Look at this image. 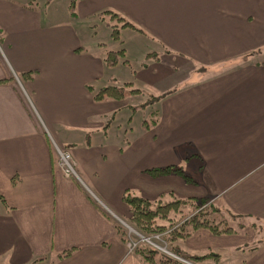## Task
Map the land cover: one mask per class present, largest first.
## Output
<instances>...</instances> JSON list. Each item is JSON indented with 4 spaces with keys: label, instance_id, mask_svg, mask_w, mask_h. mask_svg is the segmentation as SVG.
<instances>
[{
    "label": "crops",
    "instance_id": "obj_1",
    "mask_svg": "<svg viewBox=\"0 0 264 264\" xmlns=\"http://www.w3.org/2000/svg\"><path fill=\"white\" fill-rule=\"evenodd\" d=\"M79 1L81 17L115 12L159 50L106 65L117 49L88 51L72 28L55 35L28 4L0 0V264H141L117 227L126 193L204 197L264 226V0ZM108 85L128 92L96 97ZM124 108L155 121L134 127ZM168 165L190 166L191 181L152 175ZM254 237L198 229L175 246L264 264Z\"/></svg>",
    "mask_w": 264,
    "mask_h": 264
},
{
    "label": "trees",
    "instance_id": "obj_2",
    "mask_svg": "<svg viewBox=\"0 0 264 264\" xmlns=\"http://www.w3.org/2000/svg\"><path fill=\"white\" fill-rule=\"evenodd\" d=\"M104 13L107 14L110 20L117 21L120 28L130 27L138 30L117 13L108 10ZM99 17H102V13L99 14ZM116 26H112L113 32L118 31V27L116 28ZM123 56V49L107 51L105 53L104 63L106 65L115 64L118 57ZM103 95L114 99H121L124 96V91L119 87L108 85L102 88L96 97H102ZM151 173L152 175L177 174L186 182L191 181L189 176H186L179 166L168 165L162 168H155L151 170ZM122 199L128 207V217L126 220L136 230L144 234L166 232L165 239L170 242L184 240L198 229H206L213 235H235L242 232L246 227L251 228L254 234L258 233L259 228H261L260 224H255L252 221L249 222L246 217L234 214L228 209H225L220 203L210 201L204 197H171L170 199L160 197L156 200H147L126 193ZM0 201H3L1 195ZM117 227L122 229V225H117ZM263 238V234L255 237L253 244L261 242ZM171 248L173 250L177 249L176 253L178 252L179 255L184 253L176 246H171ZM66 254L67 252H64L62 255ZM134 254L139 258L141 264H183L144 244L138 245L135 248ZM184 254L182 256L185 259L194 262L208 256H214L213 252H207L202 256Z\"/></svg>",
    "mask_w": 264,
    "mask_h": 264
},
{
    "label": "rangeland",
    "instance_id": "obj_3",
    "mask_svg": "<svg viewBox=\"0 0 264 264\" xmlns=\"http://www.w3.org/2000/svg\"><path fill=\"white\" fill-rule=\"evenodd\" d=\"M19 2L23 3L24 5H29L31 9H33L37 14H39V22L41 29H46L49 26H54V33L55 35L57 33H60L63 31V26H67L68 29L72 28V31L74 33H77L79 36V40L82 43L83 46L88 49V51L95 52L101 51L107 49H123L124 50V58L126 60H130L133 63H137V61L141 60L148 51L151 49L159 50V42L150 38L141 37L139 34H137L136 30L130 27L120 28L119 23L114 20H110L106 13H104L106 10H98L94 14H90L88 16L81 17L79 15V8L78 4L80 3L79 0H18ZM102 13V17H99V14ZM117 25L118 31L113 32L112 26ZM33 38V36H31ZM42 41V39H39ZM1 42V40H0ZM42 44V43H40ZM158 45V46H157ZM41 48V47H40ZM95 49V51H93ZM41 61V60H40ZM120 68V67H117ZM113 75L112 81L116 82L120 80V73L121 71H107ZM158 71H154L152 74H156ZM122 89V88H121ZM153 91V90H152ZM128 92V90H124V93ZM133 100H136L137 98L132 97ZM128 99V98H127ZM131 99V98H130ZM132 102L129 101V104ZM153 108V107H152ZM149 108L143 112V109L136 108L135 110H131L129 108L123 109L122 113H125L129 117H132L131 125L134 127H138L140 125L142 119L146 122H154V117L148 118L147 113L149 112ZM116 124V120L112 123ZM111 124V125H112ZM50 141V139H49ZM65 149V148H64ZM67 150V149H66ZM69 151V150H68ZM70 152V151H69ZM71 154V152H70ZM71 157L73 161L75 162L72 154ZM76 171V162L75 167ZM189 170H192L191 174H186V176H191L192 173H194L193 169L188 167ZM193 176V175H192ZM165 198H169V196H166ZM210 200V199H209ZM213 201V200H210ZM203 207V206H202ZM125 225L128 227L134 229L137 233L144 237H150L154 234H144L136 230L127 220L122 221ZM121 229V228H120ZM122 239L124 241V245L128 239L127 237V229L125 226H122ZM245 231L248 235L251 233L253 234V230L251 228H245ZM163 233V232H160ZM255 237H259L262 234L264 235V226L261 225V228H259V232L255 233ZM254 237V239H255ZM164 243L163 246L167 248L171 253L175 254L176 256L182 258L183 260L190 262L191 264H226L224 262V259L221 255L218 253L213 252L214 256H208L203 258L202 260L197 261H191L184 258V253H181L182 255H179L178 252L176 253V250H173L171 246H175V242H170L165 239V234L163 236ZM147 245L146 243L140 242L139 245ZM161 245V244H158ZM249 245H253V242H251ZM160 246V247H163ZM150 247V246H149ZM177 247V246H176ZM152 249H155L153 247H150ZM157 250V249H155ZM135 249H133L131 252H126L128 254H134ZM159 251V250H157ZM160 252V251H159ZM163 254V252H160ZM165 254V253H164ZM168 256V255H167ZM183 264H187L182 262Z\"/></svg>",
    "mask_w": 264,
    "mask_h": 264
},
{
    "label": "built area",
    "instance_id": "obj_4",
    "mask_svg": "<svg viewBox=\"0 0 264 264\" xmlns=\"http://www.w3.org/2000/svg\"><path fill=\"white\" fill-rule=\"evenodd\" d=\"M51 143H52L55 155H56L57 168L60 170L62 175L65 178H73L75 180H79V177L74 169L75 162L73 161L70 152L64 148L57 146L52 140H51ZM121 225L125 226L127 229L126 234H127L128 239L125 243V247L128 252H131L133 249H135L139 245L140 242H143V243L148 244L150 247H153L159 250L160 252H163V254L165 253V255H168L180 262L191 264L190 262H187L183 260L182 258L176 256L175 254L171 253L169 250H167V248L163 246V244L166 245L164 243V238H163L166 232L154 234L150 237H144L140 235L139 233H137L134 229L125 225L123 222H121ZM158 244H161V245H158ZM160 246H163V247H160Z\"/></svg>",
    "mask_w": 264,
    "mask_h": 264
}]
</instances>
